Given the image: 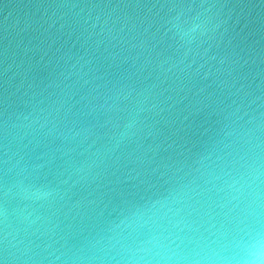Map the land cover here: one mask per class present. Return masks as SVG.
Masks as SVG:
<instances>
[{"label":"water","instance_id":"obj_1","mask_svg":"<svg viewBox=\"0 0 264 264\" xmlns=\"http://www.w3.org/2000/svg\"><path fill=\"white\" fill-rule=\"evenodd\" d=\"M0 264H264V0H0Z\"/></svg>","mask_w":264,"mask_h":264}]
</instances>
